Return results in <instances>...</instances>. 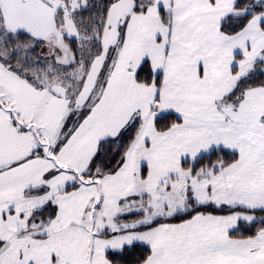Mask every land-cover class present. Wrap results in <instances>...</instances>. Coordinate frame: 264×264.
<instances>
[{"label":"snow or ice","instance_id":"snow-or-ice-1","mask_svg":"<svg viewBox=\"0 0 264 264\" xmlns=\"http://www.w3.org/2000/svg\"><path fill=\"white\" fill-rule=\"evenodd\" d=\"M0 264H264V0H0Z\"/></svg>","mask_w":264,"mask_h":264}]
</instances>
